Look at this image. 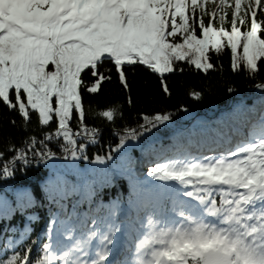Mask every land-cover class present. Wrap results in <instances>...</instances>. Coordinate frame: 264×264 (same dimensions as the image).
<instances>
[{
    "label": "snow or ice",
    "instance_id": "obj_1",
    "mask_svg": "<svg viewBox=\"0 0 264 264\" xmlns=\"http://www.w3.org/2000/svg\"><path fill=\"white\" fill-rule=\"evenodd\" d=\"M225 55L235 75L264 73V0H0V105L18 117L13 126L31 132L35 119L40 132L19 148L9 137L0 180L33 165L53 170L47 230L35 240L29 223L44 205L27 191L0 195V219L26 221L0 235V264H264V79L254 119L194 125L160 143L178 113L191 116L188 102L205 98L190 89L171 104L172 79L222 72ZM130 72L143 74L152 99L126 120L125 104L137 106ZM108 84L125 103H85ZM146 145L141 165L133 154ZM122 178L127 197L104 203L103 188Z\"/></svg>",
    "mask_w": 264,
    "mask_h": 264
},
{
    "label": "trees",
    "instance_id": "obj_2",
    "mask_svg": "<svg viewBox=\"0 0 264 264\" xmlns=\"http://www.w3.org/2000/svg\"><path fill=\"white\" fill-rule=\"evenodd\" d=\"M214 62L217 65L221 60L218 57H214ZM224 70L222 72L212 71L210 74H203L202 72L197 74L194 71L186 69V74L178 75L172 79L173 86L178 88L176 98L170 103L177 104L179 101L185 98V93L190 89L196 91H204L205 98L203 102L193 103L188 102L187 107L191 113L190 117H186L184 113H178L174 119L177 121V125L174 128L165 129L160 134V143L164 145H170L172 143V137L177 130H188L194 125H207L212 128H216L221 121L234 118L239 115L241 121L245 117L255 118L258 115L260 105L258 103L260 99V93L255 88V84L259 83L261 79H264V73L261 74L255 80L249 79L246 75H235L230 69V55H225L222 58ZM130 79H132L133 93L137 96L136 108L129 109L125 104V119L131 120L136 118L137 114L145 108H150L151 105L146 103V100H151L150 95L151 87H146V80L143 74H137L133 76L130 72ZM233 87L234 92L229 93L228 88ZM126 95L124 90L116 84H108L104 87L103 96L90 97L85 96V103L91 105V107L97 111L104 110L107 105L116 103H125ZM256 107L257 112L253 113L251 109ZM19 119L14 113H10L7 109L0 105V150H3L9 137L15 140L17 148L23 147L21 140L27 138L30 135L40 136V132L36 128L35 119L33 120L31 132L22 131L21 128L12 125L11 120ZM90 125L93 123L90 120ZM123 121H118L117 127ZM96 125H100L101 121H95ZM248 128L245 126V131ZM105 148L107 147L108 132H104ZM118 142V141H117ZM114 147V145H113ZM94 156L97 154L96 148L91 147L89 149ZM152 153V146L146 145L145 151L141 152L137 149L134 152V158L141 163L146 164L149 155ZM99 154H103L100 152ZM11 159V155H9ZM144 167L138 168V171H144ZM52 168L49 162L48 166L33 165L27 170L26 174L23 171L17 172L15 178L7 180H0V195L7 197L10 201L14 200V192L17 190L27 191L35 200L43 204V207L34 208L33 211L40 216L39 222H31L29 226L33 229L30 233L33 240L37 235L43 236L47 230V223L49 222V213L45 198L47 195V188L45 185L52 175ZM129 191V183L127 179H119L114 186L103 188L101 196L104 203H108L110 199H116L118 194L127 197ZM72 199H79V197H73ZM72 199L69 200V209L71 210ZM87 205H84L79 211H84ZM26 221L23 215L16 213L11 220L4 221L0 219V235H7L5 230L7 228L16 227L23 229ZM18 238V233H17Z\"/></svg>",
    "mask_w": 264,
    "mask_h": 264
}]
</instances>
